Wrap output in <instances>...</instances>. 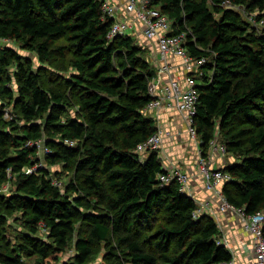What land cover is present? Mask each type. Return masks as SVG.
I'll return each mask as SVG.
<instances>
[{
    "label": "trees",
    "instance_id": "16d2710c",
    "mask_svg": "<svg viewBox=\"0 0 264 264\" xmlns=\"http://www.w3.org/2000/svg\"><path fill=\"white\" fill-rule=\"evenodd\" d=\"M152 3L169 18L170 33L185 32L188 53L206 58L194 115L201 153L207 154L215 130L224 134L234 119L249 124L226 137V152L242 155L221 168L230 176L221 191L246 212L264 213V33L236 10L256 9L255 19L263 20L264 0ZM112 21L102 0H0L1 38L42 62L68 55L71 68L68 77L51 73L44 79L30 56L6 44L0 48V188L13 176L16 186L0 193V264H27L24 257L30 255L38 257L36 264H54L71 243L76 264H85L97 243L105 246L103 264H211L232 258L218 241L212 215L194 217L195 200L176 181L160 183L157 174L165 169L157 150L146 158L135 152L157 130L143 111L156 67L133 34L108 36ZM7 104L13 115L2 121ZM70 106L75 114L62 121ZM38 141L48 164L74 166L77 174L66 190L40 164ZM3 207L20 211L26 226L12 248L3 243ZM41 227L46 238L37 235Z\"/></svg>",
    "mask_w": 264,
    "mask_h": 264
},
{
    "label": "built area",
    "instance_id": "2783aa9c",
    "mask_svg": "<svg viewBox=\"0 0 264 264\" xmlns=\"http://www.w3.org/2000/svg\"><path fill=\"white\" fill-rule=\"evenodd\" d=\"M153 0H124L120 9L111 0H102V9L105 13L113 18V21L108 30V36L113 38L119 34L129 33V24L127 21L118 18L120 10H126L135 14L136 19L143 24V36L145 39H154L162 58L161 63L157 64L156 73L149 83V91L151 99L143 108V111L161 107H174L184 117L186 129L188 134L200 145L201 141L197 135L194 115L196 112V103L198 99V77L203 75L202 65L206 62L204 56L195 57L188 53L185 46V32L170 33V20L165 13H163L153 3ZM4 43L13 42L10 38H1L0 41ZM177 55L183 59L186 74L184 81L170 78L167 82H163L162 74L170 73L173 68L172 63L166 60L167 55ZM169 134L168 131H163L159 128L148 136L146 139L140 141L135 146V152L142 156L151 151L158 150L162 145L163 135ZM68 145H74L73 140L65 139ZM39 148H42V142H36ZM209 147L213 152L225 154V144L218 142L214 137L209 141ZM47 149H45L46 151ZM197 166L202 174L207 188H214L219 182L230 178L229 174L221 168L213 167L207 155L201 153L199 147V156L197 159ZM30 168L29 171H31ZM157 178L162 184H167L171 181H176L178 188L182 192L188 191V173L179 167H173L169 170L161 171L157 174ZM220 209H232L235 211L242 222L243 228L250 232L253 237V246L255 254V264H264V235L263 223L264 213L262 211L246 212L243 207H238L226 200L222 191L220 190ZM204 209L196 205L193 210V216L197 217L203 214ZM221 242V241H219ZM211 264H233L232 259L214 261Z\"/></svg>",
    "mask_w": 264,
    "mask_h": 264
},
{
    "label": "crops",
    "instance_id": "0c3cea01",
    "mask_svg": "<svg viewBox=\"0 0 264 264\" xmlns=\"http://www.w3.org/2000/svg\"><path fill=\"white\" fill-rule=\"evenodd\" d=\"M111 1L118 5L119 9L124 3V0ZM118 18L127 21L130 26L129 33L140 37L141 42L146 43L151 48V58L155 66L158 63L160 64L162 56L158 51L156 42L154 39L144 38L143 24L136 19L135 14L123 9L119 11ZM166 60L172 63L173 68L169 74H162L163 82L174 78L182 84L186 74L185 67L182 64L183 59L177 55L169 54ZM145 113L153 118L156 127L161 129L163 133L165 131L169 132L168 135H163L162 145L157 150L162 167L165 170L179 167L188 173V191L186 193L195 200L196 205L204 209L203 213L212 215L216 220L221 232V242L228 243L233 264H255L252 234L243 228L241 219L235 211L229 208L220 209L221 198L219 192L222 188V182H219L214 188H207L197 166L200 145L197 140L188 134L183 115L174 107L150 109ZM148 153L146 154L148 155ZM227 153L213 152L209 147L206 155L213 167L223 168L226 165L235 163L234 158L227 157Z\"/></svg>",
    "mask_w": 264,
    "mask_h": 264
},
{
    "label": "rangeland",
    "instance_id": "374dc122",
    "mask_svg": "<svg viewBox=\"0 0 264 264\" xmlns=\"http://www.w3.org/2000/svg\"><path fill=\"white\" fill-rule=\"evenodd\" d=\"M236 10L240 11V16L245 20V22L247 24H250L249 26L252 29H254L257 33H264V19L263 20H256L255 19V15L258 13V10L254 9L251 11H249V10L247 11V10L242 9V8H238ZM134 36L137 38L136 39L137 41L135 40V42L139 43L138 40H140V37H137L135 34H134ZM61 40H63V39H61ZM4 44L12 47V49L16 50L18 53H20L22 55L30 56L32 58L33 65H34L35 69H37L38 71L41 72L42 77H44V79L51 73H59L62 75V77H68V74H69L68 71L71 69L70 66L67 65V63H68L67 59L69 57L68 55L52 56V63L42 62V61H39V59L37 58L35 53L30 52L27 49L21 48L17 43H14V42L4 43L1 40L0 41V48H2L4 46ZM144 46L146 49V51L144 52V56L148 59L150 57V54L152 53L151 52L152 50H151V48L148 47L147 44ZM61 63H65V66H67V67H65L64 69H59L57 66L61 65ZM39 66H40V68H39ZM8 70L10 73H12V71H13V64L12 63H11V65H9ZM198 82H199V80H198ZM74 109H75L74 106H70V107L66 108L62 113V121L65 120L69 116H73L75 114ZM5 111L6 112L4 113V115L1 116L2 121L4 119L10 117V116L12 117V115H13L12 105L7 104L5 106ZM248 125L249 124L241 123L239 120L234 119L231 122L230 126L227 129H225L224 134H222L221 131L219 133L218 129L215 130V138L217 137L216 139H218V142L225 144L226 141L228 140L226 138L228 134L233 133L234 131L238 130V128H240V127H244V126H248ZM246 139H247V137L242 138V140H244V145H247ZM38 150H39V153L41 156L40 164L49 169V175H50L53 183L55 185L59 186L62 191L66 190L65 186L67 185V183H69L71 181V179H73L77 174L74 166L72 164L71 165H65L63 163L48 164L46 161L47 155L45 154L43 148L38 149ZM240 155H242V153L240 151H238V152H230L229 151L227 153V157L228 158H230V157L234 158L233 160L235 162L240 161V159H241ZM146 156H147V154L145 153L141 156V158H146ZM25 169H26V171H29L30 168L26 167ZM13 180H14V176L11 179L7 180L2 185V187L0 188L1 194H10V193L16 191V186H15ZM1 210H3L7 216V219H6L7 223L5 225L6 235H5V240L3 241V243H6V246L8 248H12L15 246V243H18V241H20L22 239V235L24 234L23 231L26 228V226L23 224L22 219H21V213L17 209H11V208L3 207V208H1ZM37 235L42 237V238H46V236H45L46 230L41 227L39 229ZM221 238L222 237L219 236L218 241H222ZM71 244L64 251L63 255L61 256V259L54 264H64V263L76 264V262L74 261V248H73V245H71ZM96 246L98 249L97 252L89 260H87V262L85 264H103L104 263L103 259H102L103 255L105 253L104 243H97ZM225 246L228 248L227 242H225ZM253 249H254V246H253ZM37 258L38 257L36 255H30V256L24 257L27 264H36Z\"/></svg>",
    "mask_w": 264,
    "mask_h": 264
}]
</instances>
